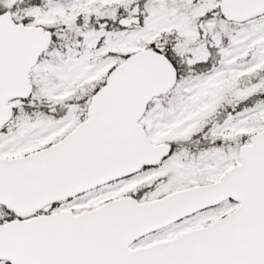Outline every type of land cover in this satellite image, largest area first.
I'll list each match as a JSON object with an SVG mask.
<instances>
[{
    "label": "snow or ice",
    "instance_id": "1",
    "mask_svg": "<svg viewBox=\"0 0 264 264\" xmlns=\"http://www.w3.org/2000/svg\"><path fill=\"white\" fill-rule=\"evenodd\" d=\"M0 264H264V0H0Z\"/></svg>",
    "mask_w": 264,
    "mask_h": 264
}]
</instances>
